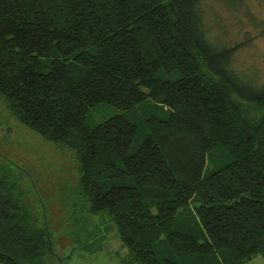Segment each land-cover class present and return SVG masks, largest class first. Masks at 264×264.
Wrapping results in <instances>:
<instances>
[{
    "label": "trees",
    "instance_id": "obj_1",
    "mask_svg": "<svg viewBox=\"0 0 264 264\" xmlns=\"http://www.w3.org/2000/svg\"><path fill=\"white\" fill-rule=\"evenodd\" d=\"M201 1L0 0V97L73 152L87 252L112 226L122 264L264 260V86L231 68L237 46L209 41ZM98 104L123 112L90 127ZM17 180L0 166V264L54 263Z\"/></svg>",
    "mask_w": 264,
    "mask_h": 264
},
{
    "label": "rangeland",
    "instance_id": "obj_2",
    "mask_svg": "<svg viewBox=\"0 0 264 264\" xmlns=\"http://www.w3.org/2000/svg\"><path fill=\"white\" fill-rule=\"evenodd\" d=\"M198 11L214 46H237L231 68L255 87L264 86V0H241L233 5L223 0H202ZM149 107L153 108L151 102H146L130 116L138 124L147 115ZM247 107L250 116L259 115L253 106ZM122 112L98 104L88 110L86 124L93 127ZM218 161L217 155L208 160L206 171ZM0 166L18 179L23 202L31 208L37 223L46 222L53 249L60 258L51 264H122L126 248L114 227L105 232L102 249L94 253L83 250L74 240L79 228L72 220L82 219L86 210L84 200L78 194V165L73 152L45 141L20 124L1 97ZM247 264H264V261L256 256Z\"/></svg>",
    "mask_w": 264,
    "mask_h": 264
},
{
    "label": "crops",
    "instance_id": "obj_3",
    "mask_svg": "<svg viewBox=\"0 0 264 264\" xmlns=\"http://www.w3.org/2000/svg\"><path fill=\"white\" fill-rule=\"evenodd\" d=\"M254 258H255V257H254ZM254 258H252L251 260H249V261L245 262L244 264H247L248 262L252 261ZM263 261H264V260H263Z\"/></svg>",
    "mask_w": 264,
    "mask_h": 264
}]
</instances>
